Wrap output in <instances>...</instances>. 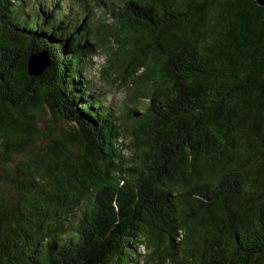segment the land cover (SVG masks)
I'll list each match as a JSON object with an SVG mask.
<instances>
[{"label":"trees","instance_id":"obj_1","mask_svg":"<svg viewBox=\"0 0 264 264\" xmlns=\"http://www.w3.org/2000/svg\"><path fill=\"white\" fill-rule=\"evenodd\" d=\"M140 263L264 264V9L0 0V264Z\"/></svg>","mask_w":264,"mask_h":264},{"label":"rangeland","instance_id":"obj_2","mask_svg":"<svg viewBox=\"0 0 264 264\" xmlns=\"http://www.w3.org/2000/svg\"><path fill=\"white\" fill-rule=\"evenodd\" d=\"M106 57L107 56L103 53L95 56L93 58V66L88 70V74L96 84V87H98L97 92L100 93L101 96H104V106L111 107V109L118 115L119 112L123 111L125 106L130 107L131 105L127 102V94L124 89L119 90L115 85L108 84L100 78V70L105 66ZM51 122L52 118L47 110L39 116L38 124L40 129L45 128L47 124H50ZM58 127L67 128L63 123H58ZM36 143L40 147L44 146L40 141H36Z\"/></svg>","mask_w":264,"mask_h":264},{"label":"water","instance_id":"obj_3","mask_svg":"<svg viewBox=\"0 0 264 264\" xmlns=\"http://www.w3.org/2000/svg\"><path fill=\"white\" fill-rule=\"evenodd\" d=\"M257 6L264 9V0H254ZM49 66V58L45 52L31 54L27 61L28 75L38 77Z\"/></svg>","mask_w":264,"mask_h":264}]
</instances>
